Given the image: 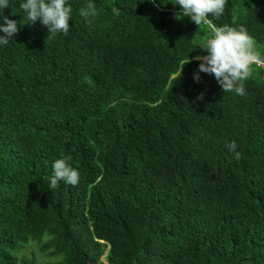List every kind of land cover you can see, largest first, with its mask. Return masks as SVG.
<instances>
[{"label":"trees","instance_id":"1","mask_svg":"<svg viewBox=\"0 0 264 264\" xmlns=\"http://www.w3.org/2000/svg\"><path fill=\"white\" fill-rule=\"evenodd\" d=\"M92 2L88 22L67 0L70 31L49 37L21 0L3 10L19 31L0 45V264H41L17 254L33 242L53 264H264V69L224 93L194 78L211 24L171 0ZM210 19L264 59V0ZM60 158L79 183L50 189Z\"/></svg>","mask_w":264,"mask_h":264},{"label":"clouds","instance_id":"2","mask_svg":"<svg viewBox=\"0 0 264 264\" xmlns=\"http://www.w3.org/2000/svg\"><path fill=\"white\" fill-rule=\"evenodd\" d=\"M150 2L155 3L156 0ZM171 2L180 8L176 13L177 19L187 16L198 26L204 22L212 25L210 38L199 46L207 55L195 57L201 62L195 73V80L200 81L201 72L208 73L215 77L224 93L245 95V82L252 76V67L264 69V59L254 51V39L244 26L232 27L228 24L216 26L212 23L210 17L219 19L224 14L227 0H171ZM10 6L11 0H0V45H7L19 31L17 21L3 15V10ZM19 7L23 12V23H35L39 20L48 28V37L59 33L67 35L70 31L72 8L67 4V0H21ZM79 14L85 21L90 22V18L96 14L92 0H88ZM203 98L204 93L197 97L200 100ZM227 147L236 160L241 159L235 141L229 143ZM52 169L50 189H56L60 182L78 185L80 179L78 170L70 166L65 158L55 160Z\"/></svg>","mask_w":264,"mask_h":264},{"label":"rangeland","instance_id":"3","mask_svg":"<svg viewBox=\"0 0 264 264\" xmlns=\"http://www.w3.org/2000/svg\"><path fill=\"white\" fill-rule=\"evenodd\" d=\"M19 257L27 255V257L36 258L41 264H53L57 259L49 252L42 251L40 244L33 242L26 249L17 252Z\"/></svg>","mask_w":264,"mask_h":264}]
</instances>
